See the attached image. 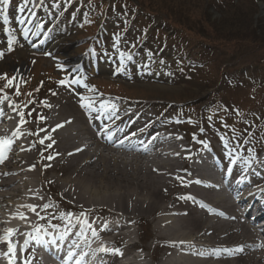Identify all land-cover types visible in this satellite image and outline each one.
Here are the masks:
<instances>
[{"label":"bare ground","instance_id":"bare-ground-1","mask_svg":"<svg viewBox=\"0 0 264 264\" xmlns=\"http://www.w3.org/2000/svg\"><path fill=\"white\" fill-rule=\"evenodd\" d=\"M48 16L40 19L37 9L28 10V23L13 33L14 42H29L32 36L42 34L39 46L53 29L51 23L56 22L47 23ZM8 30V26H0V33L9 35ZM60 47L61 43L54 42L48 55L59 60L53 54ZM129 55L106 53L105 62L117 63L120 56L128 61ZM81 62L76 59L66 65L72 76L76 77L74 71H79ZM156 64L151 71L154 81L168 83L159 74L161 63ZM25 71L24 65L16 67L17 77ZM72 76L67 78L70 84L78 81L75 84L83 86L81 79ZM69 83L38 95L25 112L28 120L23 124L19 108L13 110L0 100V138L13 141L0 163V237L7 235V229L14 230V238L30 228L36 232L48 223L58 225L45 235L62 231L60 258L42 251L43 259L49 264H77L82 254L85 260V251L94 254L87 248L95 242L84 244L92 239L93 228L100 233L101 226H108L106 233L113 234L116 243L117 238L141 237L146 222L151 227L148 238L158 253L155 264H264V241L258 228L247 221L251 212L244 206L255 197L264 199L261 170L230 162V154L220 145L213 146L217 154L212 160L202 146L193 140L192 146L189 137L179 134L178 126L165 119L168 112L161 116L145 103L77 92ZM82 97H88L92 107H83ZM45 101L50 107L44 106ZM224 156L228 170L221 172L215 161L221 163ZM254 186L258 188L254 190ZM28 206H35L36 211ZM21 214L25 219L19 218ZM133 246H126L124 264H147L146 248L137 247L140 252L133 256L129 254ZM240 248L243 250L238 251ZM0 249L4 250L0 251V264H10L8 241ZM114 255L112 251L96 252L94 261L112 264L108 258ZM26 260L42 264L33 253Z\"/></svg>","mask_w":264,"mask_h":264},{"label":"rangeland","instance_id":"rangeland-1","mask_svg":"<svg viewBox=\"0 0 264 264\" xmlns=\"http://www.w3.org/2000/svg\"><path fill=\"white\" fill-rule=\"evenodd\" d=\"M35 1L41 4L43 15L46 10L53 17L60 15L61 23L55 30L59 36L54 41L61 43L55 56L63 61L46 54L51 44L34 47L36 42L32 46L22 43V49L17 42L9 47L0 41V53H3L0 75L6 74L8 79L15 77L12 87H5L7 80L0 79V93L5 92L20 103L24 117L38 95L49 94L64 79L66 64L80 57L87 47L86 41L98 34L104 20L108 34H105L103 53L112 49L115 33L125 31L124 47L135 46L134 64L142 62V65L132 66L133 77L126 79L112 77L113 69L101 75L93 71L89 79L96 91L89 86L92 94L101 91L125 102L145 103L155 107L161 116L168 112L165 119H181L178 133L186 134L192 146L193 140L204 150L220 145L235 156L232 151L241 152V142L255 129V140L245 146L243 158L254 164L259 151H264V8L261 14L259 8V4L264 7V0ZM3 12L0 11L2 17ZM9 26L10 32H14L16 26ZM2 37L10 40L12 36L1 35V40ZM157 62L162 67L159 74L168 83L154 81L151 71ZM58 64L63 67L60 69ZM20 65L26 71L17 77L16 67ZM225 70L234 77L225 80L222 75ZM223 79L225 82L219 87ZM17 86L20 95L16 94ZM236 138L238 141H234ZM262 157L264 152L259 159ZM50 193L56 194L52 190ZM150 233L151 227L145 222L138 237L142 242L138 241L140 244L131 248L129 254H139L138 249L143 246L149 256L147 264H155L158 253L155 243L151 245L152 239L148 238ZM112 239L107 243L114 248ZM116 241V248L127 256L126 246L130 241L120 238Z\"/></svg>","mask_w":264,"mask_h":264},{"label":"snow or ice","instance_id":"snow-or-ice-1","mask_svg":"<svg viewBox=\"0 0 264 264\" xmlns=\"http://www.w3.org/2000/svg\"><path fill=\"white\" fill-rule=\"evenodd\" d=\"M5 2H7V0H5ZM21 11H23V9H21ZM4 22L5 23H8L7 16L4 17ZM14 39L15 38L12 37L9 40V47H11V44L14 42ZM2 56H3V53H0V58H2ZM0 79L7 80V84L5 85V87H12L13 86V81L15 80V77H13L12 79H8L7 75L6 74H3V75H0ZM58 83L61 84V85H67L69 82L67 80H61ZM72 83H78V81H72ZM91 90L92 91H96V89L94 87ZM16 94L17 95H20L19 87L18 86H17ZM29 95H31V93H29ZM7 98L8 97L5 95L4 99H7ZM81 100H82V106L83 107H87V108L92 107V102H91V100L88 97H82ZM32 102H34V101H32ZM42 103L44 104V106L50 107V105H48L46 101L45 102H42ZM104 107H107V105H101V108H104ZM112 107L114 108L115 105H112ZM2 115H3V113L0 112V116H2ZM19 115L21 117V124L26 123L27 121H25L23 119L24 113L23 112H20ZM29 115H31V113H29ZM40 119L43 120L44 117L41 116ZM62 126L63 125H58L57 127H62ZM15 134L16 135H19L20 134L19 133V130H17V132ZM35 134L38 135V133H35ZM48 139H51V137H48ZM43 142H44L43 140L40 141V143H43ZM12 143H13V141L11 139H8V138H0V163H2L4 159H6V156H4L3 153H4L5 149H7V148H9L11 146ZM78 151H79V149H78ZM53 158L54 157H49V159H53ZM198 183H199V181H198ZM189 198H191V197H189ZM202 206L207 207L206 205H202ZM28 207L30 208L31 211H33V212L36 211V207L35 206H28ZM44 207L47 208L48 205H45ZM222 214L223 213H221V215ZM19 218L20 219H25V217L22 214L19 216ZM88 227H91V226L89 225ZM6 231H7V235L3 239L6 240V241H8L9 253H11V255L9 256V261H10V264H16V260H15V255H16L15 248H16V246L10 240L11 235L14 234V230L13 229H7ZM35 231L39 232L40 229L39 228H36ZM92 235L93 236H96L97 235V233H96L95 230L92 231ZM181 243H183V241ZM242 250H243L242 248L238 249V251H242ZM101 251H109V249L102 248ZM115 251L116 252H119V249H116ZM5 255L8 256V253H6ZM71 255L72 254L69 253V257H71ZM25 264H30V261H27L26 260L25 261ZM77 264H80V262L77 261Z\"/></svg>","mask_w":264,"mask_h":264}]
</instances>
